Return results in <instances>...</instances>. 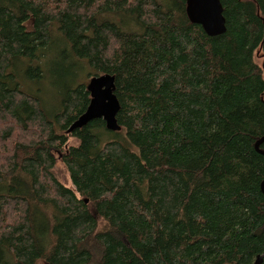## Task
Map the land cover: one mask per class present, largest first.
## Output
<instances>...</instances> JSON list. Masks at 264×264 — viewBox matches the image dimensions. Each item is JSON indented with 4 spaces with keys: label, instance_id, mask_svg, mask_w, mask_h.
Returning a JSON list of instances; mask_svg holds the SVG:
<instances>
[{
    "label": "trees",
    "instance_id": "trees-1",
    "mask_svg": "<svg viewBox=\"0 0 264 264\" xmlns=\"http://www.w3.org/2000/svg\"><path fill=\"white\" fill-rule=\"evenodd\" d=\"M220 1L208 36L186 0H0V264H264V0ZM64 49L114 75L119 131H66L88 81L47 116Z\"/></svg>",
    "mask_w": 264,
    "mask_h": 264
},
{
    "label": "water",
    "instance_id": "water-1",
    "mask_svg": "<svg viewBox=\"0 0 264 264\" xmlns=\"http://www.w3.org/2000/svg\"><path fill=\"white\" fill-rule=\"evenodd\" d=\"M186 14L190 22L202 27L208 36H216L226 31L225 17L220 0H186ZM90 99L85 110L70 124L67 132H72L87 125L94 119L101 118L110 131H119L116 114L120 108L115 94V77L109 73L91 76L86 84ZM264 141V135L255 142V149L264 155L259 145ZM264 194V180L261 182ZM263 255H258L254 264L262 262Z\"/></svg>",
    "mask_w": 264,
    "mask_h": 264
},
{
    "label": "rangeland",
    "instance_id": "rangeland-1",
    "mask_svg": "<svg viewBox=\"0 0 264 264\" xmlns=\"http://www.w3.org/2000/svg\"><path fill=\"white\" fill-rule=\"evenodd\" d=\"M27 25H30V22H27ZM57 40H59V38H57ZM64 51L65 52L62 51V59L57 58L53 61L52 57L54 56L47 55L42 60V71L45 75L44 79H40L38 82L39 86L41 85L38 87L40 90L38 96L41 99L42 106L50 119H53L52 117L54 113L61 108V101H59L58 106L60 90H62V88L65 89L67 87H74L78 84L77 82L85 84L90 77V75H88L90 72L88 64H86L84 60L76 59L71 52L69 53L65 49ZM18 68L21 69L20 66H18ZM26 79V86L28 89H34L38 86L37 84L34 85L30 79ZM18 83L22 84L20 80ZM35 89L37 90V88ZM77 143V138L70 137L67 141V146L76 145ZM51 153L57 158L60 155V151L55 148L51 149ZM53 172L62 184L69 188H73L66 167L61 162H57L55 164Z\"/></svg>",
    "mask_w": 264,
    "mask_h": 264
},
{
    "label": "bare ground",
    "instance_id": "bare-ground-1",
    "mask_svg": "<svg viewBox=\"0 0 264 264\" xmlns=\"http://www.w3.org/2000/svg\"><path fill=\"white\" fill-rule=\"evenodd\" d=\"M187 16V15H186ZM101 119V118H100Z\"/></svg>",
    "mask_w": 264,
    "mask_h": 264
}]
</instances>
